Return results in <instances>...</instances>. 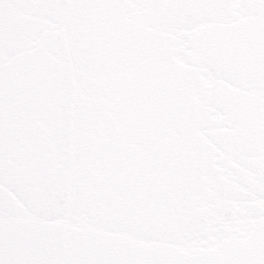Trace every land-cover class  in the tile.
<instances>
[{"label": "snow or ice", "instance_id": "6c2138e0", "mask_svg": "<svg viewBox=\"0 0 264 264\" xmlns=\"http://www.w3.org/2000/svg\"><path fill=\"white\" fill-rule=\"evenodd\" d=\"M0 264H264V0H0Z\"/></svg>", "mask_w": 264, "mask_h": 264}]
</instances>
